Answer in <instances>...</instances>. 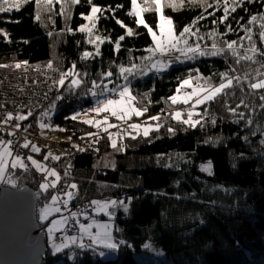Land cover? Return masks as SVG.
Returning <instances> with one entry per match:
<instances>
[{
	"label": "trees",
	"instance_id": "16d2710c",
	"mask_svg": "<svg viewBox=\"0 0 264 264\" xmlns=\"http://www.w3.org/2000/svg\"><path fill=\"white\" fill-rule=\"evenodd\" d=\"M176 2L177 10L166 8L165 15L172 17L177 32L199 14L207 16L208 12L214 11L213 8L193 6L188 0H185L183 6L179 5V0ZM207 2L213 3V0ZM19 3V10L13 8L11 11L0 12V30L9 34L5 39L0 32V65L14 66L21 61L47 65L51 60L54 66L64 70L72 62H76L81 71L87 70L89 75L85 78L88 81L85 86L73 91L68 90L67 82L63 88L54 86L44 105V108L48 107L50 102L55 101L53 123L60 126V133L78 138L86 134L91 125L80 119H71V114L95 103L94 97L88 92L91 80H99L101 71L112 70L116 73L112 78L114 83L123 84L124 81L119 78V65L129 67L134 62L145 68L148 62L142 61L140 57L149 55L145 49L152 44L151 36L143 26L137 28L135 17L127 14L131 10L130 0H93V3L101 7H115L117 4L124 6L116 12L115 18H112L110 12L104 13L98 21L96 35L108 37L113 42L124 35L126 30L115 22L116 18L132 27L138 35L126 37L121 42L119 53L114 52V43L106 40L100 45L99 57L82 61L79 57L84 50L95 51V46L87 43V34L78 30L81 24L87 23L84 19V15L90 12L87 0H80L78 4H71L67 0V17L59 14L61 4L56 3V0H53L55 7L52 11H48L50 6L46 0ZM138 3L143 5L144 0H138ZM223 6L224 0H220V8L216 10L215 16H209L198 24L200 35L204 36V40L200 41L202 47L211 46L212 38L208 37V32L213 29L220 33L225 31V25L211 23L212 19L218 20L223 15ZM38 14L41 17L39 20L36 19ZM260 14H264V0H248L227 21L235 31L217 39L221 42L239 40L244 35L240 24H246L250 15ZM144 18L155 29L158 14L154 11L145 13ZM252 27L257 46L264 48L258 38L259 23ZM69 28L72 31H68ZM244 44L247 46V41ZM233 67L236 71L231 74L241 76L242 83L230 90L227 100L229 104H238L243 98L256 106V112L251 113L255 124L250 130L244 127L243 121L237 125L235 117L224 112L219 104L209 106L210 113L218 120L215 126L207 123L203 128L185 130L186 126L177 124L168 116L171 102L167 98L175 93L181 78L190 74L194 77H211V81L217 84L218 74ZM256 68L264 72L260 64L245 61L236 64L229 53L197 56L194 59L182 58L174 61L165 72L152 70L146 75L130 77V86L137 96L138 105L148 107V112L142 117L161 113L160 121L165 127L159 132L150 133L148 138L142 134L137 139L125 136L120 143L126 149L117 151L113 167L95 165L109 145L98 142L96 147H88L90 143L85 144L84 140L80 147L86 151L74 148L73 154L66 155L65 150L73 143L62 141L66 142L63 145L65 149L61 145L59 152L65 154L63 159L67 166L71 165L67 180L79 185L78 196L73 200L76 205L83 200L133 197L128 214L122 209L116 212V239L118 242L125 241L117 249L116 263L142 264L136 259L135 253L143 251L145 243L150 242L164 251L171 264H264V145L259 143L264 138V117L259 115L261 110L258 107L261 103L259 95H264V90H257L254 94L247 87L249 81L243 79L244 73H248L250 80L255 82ZM193 81L196 83L195 79ZM203 81L200 80V83ZM145 94L148 95L145 97ZM57 95H61L62 99L55 100ZM199 110L203 111V108ZM239 110L250 113V109L243 106ZM32 117L35 118V115ZM169 125L177 129L175 135L168 134ZM251 132L256 135L252 136ZM236 133H239V137ZM243 136L249 139L246 141L241 138ZM209 138L211 143L207 142ZM161 154L164 156L157 162ZM177 154L184 159H180ZM208 161L212 164V175L199 169L201 163ZM169 162L174 163L175 167L163 166ZM56 165L62 168L61 164ZM23 172L24 180L18 187L35 188L39 206L47 198L38 191V178L28 170ZM225 189L230 191L226 192ZM177 195L182 199L177 200ZM39 222L45 230L46 223ZM59 255L54 254L48 244L43 264H53ZM65 259V264H112L110 260L99 257L96 250L89 248H79L72 259L68 256Z\"/></svg>",
	"mask_w": 264,
	"mask_h": 264
},
{
	"label": "snow or ice",
	"instance_id": "6c2138e0",
	"mask_svg": "<svg viewBox=\"0 0 264 264\" xmlns=\"http://www.w3.org/2000/svg\"><path fill=\"white\" fill-rule=\"evenodd\" d=\"M28 0H24V3H27ZM39 2V0H37ZM67 0H56V3L61 4L60 13L67 17L68 9L65 7V3ZM80 0H70L71 4H78ZM90 5V12L87 15H84V19L87 21L86 24H81L78 30L81 33L87 34V43L95 46V51L84 50L80 55L79 59L82 61H87L89 59H95L101 55L100 45L104 44L106 40L110 43H114V52L119 53L122 44L121 42L126 39V37H132L134 35H138L137 32L134 31L132 27H129L123 23L122 20L116 18L115 22L124 28L125 34L120 35L114 42L110 40L108 37H102L100 35H96L95 31L97 30L98 21L101 20L105 12L112 13V18H115L116 12L124 7L123 5L117 4L115 7L111 5L107 7H101L95 3L93 0H87ZM248 2V0H231L229 4V0H224L223 6V15L217 19H212L211 23L213 25H217L218 23L221 25H225V31L223 33L218 32L216 29L208 32V37L212 38V43L210 48L205 46L202 47L200 41L204 40V36L200 35V28L198 24L201 20H206L209 16L214 17L216 10L220 8V0H213V3H208L207 0H188L193 6H202L207 8H213L214 11L208 12L207 16L203 13L199 14L195 18H193L190 23L185 24L179 32H177L176 25L171 16L165 15V9L171 8L174 11L177 10V2L176 0H144V4L138 3V0H130L131 10L127 13L129 16L135 17V25L137 28L143 26L147 33L151 36L152 44L147 47L145 50L149 53L148 56L140 57L142 61H147L148 63L145 65V68H141L140 65L136 63H131L129 67H125L124 65H119V78H121L124 83L123 84H115L112 79L116 73L112 70L101 71L99 80L92 79L91 87L88 88V92L93 96H103L106 93L109 94L103 100H97L96 106L86 110L83 115H87L88 112L95 113L97 116H100L101 113L105 114L102 119H84L82 122L88 125H94L98 130H102L107 133L108 139L110 141V146L116 151H125L126 146L121 142L118 146L117 139L114 138V134L109 132L108 130L113 127H118V125H114L110 123L109 116L117 119L118 121H126L130 120L133 116L142 117L145 113L148 112L147 106H137L139 101L137 100V96L133 95L132 89L130 86V77H134L135 75H146L148 71H163L171 66L174 60H179L182 57L185 59H194L197 56H220L231 54V56L235 59L236 64H240L241 61L252 62L253 64H260L261 68H264V63H261L264 60V48L258 47L256 41L253 39L254 29L252 27L253 24L259 23V32L258 38L262 45H264V14L250 15V19L246 24L241 23L240 29L243 30L244 35L239 37V40H231V41H219L217 37L227 36L228 33L234 32L231 23H227L229 17L232 13H235L238 8L244 6V4ZM46 4L48 7V11L54 10L53 0H46ZM185 4V0H179V5L183 6ZM4 5H8L7 8ZM20 3L19 0H2L0 2V12L11 11L13 8L19 10ZM247 10V9H245ZM155 12L158 14V22L155 25V29L152 25L146 22L144 18L145 13ZM83 15V14H82ZM41 17L38 14L36 19L39 20ZM49 19L51 17L49 16ZM243 19L242 17L240 18ZM239 23V21H237ZM195 29V30H194ZM68 31H72L71 28ZM2 32V30H0ZM5 39L9 37L7 32H2ZM51 35V33H49ZM190 40H193V43H189ZM244 41H247V46H245ZM9 42H11L9 40ZM79 43V42H78ZM239 44V48L237 45ZM241 50H243V54H241ZM131 51V50H129ZM179 53L180 55L173 57L171 54ZM27 61H24L23 64L27 65ZM10 65H0V67H9ZM21 63H16L15 68H21ZM46 68L51 70L52 72H57L58 69L54 67L53 62L50 60ZM236 69L233 67L229 71L219 73V82L218 84H212L211 77H194L193 75H188L186 78H181L179 86L175 90V93L170 95L167 100L171 102V105L183 104L190 105L187 110H176L174 112L168 113V116L177 122V124H181L186 126L187 128H203L205 124L210 123L215 126L218 123L217 117L214 114L210 113L209 106L213 104H219L220 108L223 109L224 112L231 114L232 117H235V123L239 125L242 121L244 122V127L249 130L255 124V120L251 113L256 112V106H252L250 103H247L243 98L240 99L238 104H229L227 97L229 96L230 90L234 88L236 85H240L242 83L241 76L233 75L231 73H235ZM257 80L256 82H252L249 78L248 73H244L243 79L248 80L247 87L252 90L255 94L257 90H264V72H261L260 68L254 69ZM89 73L87 70L81 71L77 67L76 62H72L71 66L67 68V70L59 71L58 79H52L53 86H59L61 88L65 87L67 82V88L69 91H73L75 89H79L85 86L88 81L85 79ZM196 80L195 86L193 85V80ZM204 80L205 83L201 84L200 80ZM109 85H114L113 87H109ZM207 85V86H205ZM191 88V91H187L186 89ZM115 93V97H112L110 94ZM148 94H145V97ZM45 98H47V94H45ZM62 99L61 95H57L55 100ZM259 103L258 107L261 110L259 115L264 117V95H259ZM151 103V101H148ZM55 101L50 102L48 106V110H46L43 115H48L51 109L55 108ZM250 109V113L246 114L243 111H240V107ZM197 108H203V111H197ZM33 115V111L29 109L26 114L13 116L12 112H7L6 116L3 118L0 123L5 125L9 124L10 121H26L30 116ZM82 113H75L71 119L75 120ZM186 115V118H185ZM161 113L157 115L149 116L147 121L141 124H128L127 128L138 130L135 135L132 132L124 131V135L130 137L131 139H137L138 136L141 135L148 138L150 137V133L159 132L162 128L165 127V124L160 123ZM155 122V123H153ZM106 126V127H105ZM39 127L41 129L48 128L50 125L41 121L39 123ZM21 128V124L17 122L15 124V129L19 130ZM27 128L24 129L27 132ZM167 132L170 135H175L177 129L172 126H167ZM15 131L9 130V136H15ZM119 135V134H117ZM124 135L120 136V140L123 141ZM239 137V133H236ZM252 136H255V132H251ZM87 137H95L94 140L88 145V147H92L97 144L99 140L102 138L97 133H86ZM244 140H248V136L241 137ZM71 140V137L68 138ZM80 139H84L81 137ZM149 142L151 140L149 139ZM209 143L212 142L211 138L207 141ZM259 143L264 145V138L259 140ZM14 141L13 140H2L0 139V182L8 183L15 185V180L13 175L10 174L11 169H23L25 171L28 170L29 165L25 162L27 160L31 163V166L36 169L37 172L42 174V182L39 183V188L41 190L40 194L47 193L50 196V205L46 204L44 208L41 210V214L39 219L41 221L47 220L52 212L60 213L62 212V208L60 205L62 204L64 208H67L69 203L72 202L77 196L79 192V185L76 182H67L65 177L70 175L68 168L71 167L69 164L67 168L64 170L63 176H61L60 172L55 167H49L45 161H48L50 158L54 161H60L61 157L65 154L54 155L50 151L43 155L42 160H37L30 154H24L22 152H18L13 155L14 152ZM19 149H30L32 153H41V148L38 147L35 143H32L27 137L24 138L23 143L16 145ZM78 151H86L87 149L81 148L79 145H73ZM98 151V149H96ZM179 156V154H177ZM164 154H161L157 157V162L162 159ZM10 158V159H9ZM180 159H184L183 156H179ZM241 158L242 154H241ZM190 162V161H186ZM114 166V165H113ZM166 168L175 167V164L172 162L165 163L163 165ZM235 166V165H234ZM201 171L208 172L209 175H212L211 171V161L206 164H201ZM51 178V179H50ZM64 181L63 185L61 182ZM179 184V181L176 182ZM50 190H53L50 192ZM225 191H230L229 189H225ZM195 194H193L194 196ZM47 198V197H46ZM177 200L182 199L180 196L175 197ZM127 200V202H126ZM133 200V197H120L109 200H100L93 199L89 201L86 207H92L93 211L96 213H105L110 218L116 216V209L122 208L125 214L130 212V204ZM211 203H215V201H210ZM203 203V201H201ZM87 216L88 213H82ZM78 213L76 211H72L70 213L71 217H77ZM69 223V216H61L58 220H52L51 225L48 226L47 232L49 239L52 241V249L53 253H59L63 249L68 248L70 244L78 245L79 248L83 249L85 247L92 248L94 246H103L105 249L116 250L120 245L125 243L124 240H120L118 243L114 240L113 237V225L111 223H99L93 220L91 223H80L79 220L76 223L79 225V236L76 235H65L63 241L60 244L55 242L54 232L60 230L65 225ZM203 223V221H200ZM95 228V231H93ZM66 231V229H65ZM87 236L90 240L89 244H85L84 237ZM144 247H150V245L145 244ZM103 251L100 252V255H104Z\"/></svg>",
	"mask_w": 264,
	"mask_h": 264
},
{
	"label": "rangeland",
	"instance_id": "374dc122",
	"mask_svg": "<svg viewBox=\"0 0 264 264\" xmlns=\"http://www.w3.org/2000/svg\"><path fill=\"white\" fill-rule=\"evenodd\" d=\"M10 2H11V0H10ZM19 2H24V0H19ZM177 7H178V5H177ZM23 62L24 61H21L19 63L24 65ZM27 64L34 65V64H31V63H27ZM10 67L15 68V65L14 66H10ZM32 67L46 68V65L36 64V65H34ZM54 67H56V66H54ZM234 75H237V73L234 74ZM255 82H256V80H255ZM204 83H205V81H203V83H201V84H204ZM195 84L196 83L193 81V85L194 86H195ZM212 84H216V83L212 82ZM205 86H207V85H205ZM186 90L187 91H191L192 89L188 88ZM132 93H133V90H132ZM108 95L109 94L106 93L103 96L94 97L95 103L93 104V106L88 107V109H91V108L95 107L97 100H103ZM110 95L112 97H115V93H112ZM133 95H134V93H133ZM137 106H139V105H137ZM189 107H190V105H183V104L171 105V107L168 109V112L171 113V112H174L176 110H187ZM88 109H86V110H88ZM46 110H48V107L43 108V113ZM86 110L83 111L82 109H78V110L72 112L71 116H73L77 112H80V113H82V115L79 116L77 119H80V120L93 119V120H95V119H102L103 116L105 115V114L101 113L100 116H97L95 113H92V112H88L87 115H83V113ZM196 110L200 111L199 108H197ZM55 111H56L55 109H51L49 111L48 115H43V113H42V114H39V115L35 116L36 120L38 121V124L41 121H43L44 123L50 125V127H48V128H44V129L40 128V130H39V140H40V142H38L37 140L33 141L32 139L28 138V140H30L32 143H35L38 147L41 148V150H42L41 153H32L30 151V149H26L27 151H25V149H24V151L22 153H24L26 155L27 154L33 155V157L35 159L42 160L43 159V155L46 154L49 151L51 153H53L54 155L62 154L61 152H59L60 148H61V145L63 147V145L66 144V142L62 143L63 140L67 141V142H70V143H74L75 145H79L80 146V145H83L82 142H84V140H85V144H86L87 142L91 143L92 140L95 139V137H87L84 134V135H80L78 138H73V136H71V140H69L68 138L70 136L68 134L65 135L63 133H60L59 132L60 126L57 123H55V124L53 123L52 118L54 117ZM26 113L27 112L23 109V110L17 112L15 114V116L16 115L26 114ZM1 118H2V115H0V121H1ZM132 118L130 120H126V121H118L117 119L109 116L110 123H112L114 125H118V127H113V128H110L108 130L109 132L114 134V138L117 139L118 146L120 145V136L124 135V131L125 130L129 131V132H132L133 135H135L136 132L138 131V130H133V129L127 128L128 124L136 123V124L143 125L144 122L147 121L148 117L143 118V117H135V116H133ZM185 118H186V115H185ZM153 123H155V122H153ZM160 123H162V122L160 121ZM90 132L91 133H97L98 132L100 137H102V136L104 137L103 140L102 139L99 140V143L103 142L105 145H109L110 146V141L108 139L107 133L103 132L102 130H98L95 126L93 127L92 125H91L90 130L87 133H90ZM117 134H119V135H117ZM125 136L126 135H124V137ZM81 137H84V139L83 140L80 139ZM0 139L6 140V138H3L1 135H0ZM23 141H21V143H23ZM74 144H70V147H68L69 149L65 150L64 153L66 155L74 153V147H73ZM93 147H96V144L93 145ZM64 149H65V147H64ZM18 152H19V150H14L13 155L17 154ZM116 153H117V151L114 150L111 146L110 147H106V151L102 154V156H100V158H98L96 160L95 165L97 167H113V165L115 164V155H116ZM63 158H64V155L61 157L60 161H54V160H52L50 158L48 161H45L44 163H46L49 167L57 168V170L60 172L61 176H63L64 170L67 168V164L65 162V159H63ZM25 162L28 163V165H29L28 171L32 172L35 175V177L38 178V181H37L38 191L41 192V190L39 188V183L42 182V178H43L42 174L37 172L36 169L31 166L30 162H28L27 160H25ZM56 163L57 164H61L62 168H60L59 165H56ZM206 163L207 162H203L201 164H206ZM199 169H200V167H199ZM23 171H25V170L19 169V168L11 169L10 170V174H13L16 177H19V180H20V183H21L24 180L23 179L24 178V172ZM211 171H212V164H211ZM203 172H205V171H203ZM205 173H208V172H205ZM65 180L67 182H70L69 180H67V177L65 178ZM71 182H73V181L71 180ZM1 183L3 185L7 184V183H4V182H1ZM63 183H64V181L61 182L62 185H63ZM51 191L52 190H50V192ZM40 195L46 196L47 200H45L44 202L39 203L38 212H37L38 219L40 217L41 210L44 208V206L46 204L50 205V203H51L50 202V196L48 194L47 195L40 194ZM109 199H114V197L101 198L100 200H109ZM126 202H127V200H126ZM88 203H89L88 200L87 201L83 200V201L77 203V207L81 211V212L76 211L78 213L77 217H71L70 213L73 210L70 209V208H66V211H64L62 209V212H60V213L52 212L47 220L41 221L39 219V221H41L42 223H46L45 231L47 233L48 244H49V247L51 249H52V246H51L52 245V241L49 239L47 228H48V226L51 225L52 220H54V219L58 220V219L61 218L62 215L63 216H69V223H68V225H65L64 227H62L60 230L54 232L55 242L57 244H60L63 241V238H64L65 235H76V236L80 235V233H79V225L76 223L77 220H79L80 223H91L93 220H95V221H97L99 223H111L113 225V237H114V240L118 243V240L116 239L115 217L110 218L105 213H99V214L96 213V212L92 213L91 212V210H93L92 207H90V206L86 207V205H88ZM60 207L63 208L64 206L61 204ZM119 209H122V208H118L115 211L117 212ZM85 212L88 213L87 216L82 214V213H85ZM41 228H42V226H41ZM65 229H66V231H65ZM93 231H95V228H93ZM84 242H85L86 245L90 243V240H89V238L87 236L84 237ZM145 244L150 245V247H147V248L144 247L143 251L135 253L136 259L138 261H140L142 264H171V260L165 255V253H164V251L162 249H159L158 247H155L150 242H146ZM85 248H88V247H85ZM78 249H79L78 245L70 244L68 248H65L61 252H59V253H61L60 255H59V253H57L59 255V257L57 259H55L53 264H65L66 263L65 257L68 256L69 259H72ZM89 249L96 250L99 257H101L103 259L110 260L112 262V264H118V263L115 262V260H116V258L118 256L117 249L116 250H109V249L103 248V246H94V247L89 248ZM101 251H103L105 254L104 255H100ZM52 252H53V249H52Z\"/></svg>",
	"mask_w": 264,
	"mask_h": 264
},
{
	"label": "water",
	"instance_id": "95a60500",
	"mask_svg": "<svg viewBox=\"0 0 264 264\" xmlns=\"http://www.w3.org/2000/svg\"><path fill=\"white\" fill-rule=\"evenodd\" d=\"M33 187L0 183V264H43L48 238L42 230Z\"/></svg>",
	"mask_w": 264,
	"mask_h": 264
},
{
	"label": "built area",
	"instance_id": "2783aa9c",
	"mask_svg": "<svg viewBox=\"0 0 264 264\" xmlns=\"http://www.w3.org/2000/svg\"><path fill=\"white\" fill-rule=\"evenodd\" d=\"M173 57L180 55L179 53H173ZM29 63V62H28ZM34 65H22L21 68L12 67H0V115H2L1 121L6 116L7 112H12L13 116L21 110L26 112L31 109L35 112L43 113L42 104L45 105L49 99L51 92L54 90L52 85V79H58L59 71H63L64 68L56 66L57 72H52L47 68L32 67ZM165 71V70H163ZM159 71V72H163ZM47 94V98H45ZM88 108L83 107L82 110ZM33 116V115H32ZM30 116L26 121H16L15 119L5 125L0 123V135L6 136L9 130L15 131V136H10L13 140L14 150L23 152L24 149H19L16 145L23 141L25 137L34 140H39V124L36 118ZM19 122L21 128L15 129V124ZM27 128V132L24 129ZM38 134V135H37ZM41 136V135H40ZM64 150V147H62ZM69 149V148H67ZM13 175V174H12ZM15 185L8 184L10 187H18L20 184L19 177L13 175ZM66 211V208H62Z\"/></svg>",
	"mask_w": 264,
	"mask_h": 264
},
{
	"label": "bare ground",
	"instance_id": "6f19581e",
	"mask_svg": "<svg viewBox=\"0 0 264 264\" xmlns=\"http://www.w3.org/2000/svg\"><path fill=\"white\" fill-rule=\"evenodd\" d=\"M172 56L174 55V54H171ZM169 69V68H168ZM44 106V104H42V106H41V108ZM39 114H42V113H40V112H35V111H33V115H35V116H37V115H39ZM3 138H6V139H10V136L8 135V133L6 134V136H2ZM74 144V143H73ZM115 158H116V156H115ZM53 191V190H52ZM38 208V207H37ZM67 208H70V209H72L73 211H78V212H81L80 211V209H78V207H77V205L72 201L71 203H69V205H68V207ZM91 212L92 213H94V211L93 210H91Z\"/></svg>",
	"mask_w": 264,
	"mask_h": 264
},
{
	"label": "clouds",
	"instance_id": "9594fccd",
	"mask_svg": "<svg viewBox=\"0 0 264 264\" xmlns=\"http://www.w3.org/2000/svg\"><path fill=\"white\" fill-rule=\"evenodd\" d=\"M182 58H184V57L181 56V59H182ZM175 61H177V60H175ZM173 62H174V61H173Z\"/></svg>",
	"mask_w": 264,
	"mask_h": 264
}]
</instances>
